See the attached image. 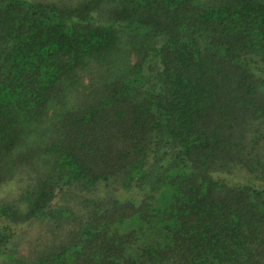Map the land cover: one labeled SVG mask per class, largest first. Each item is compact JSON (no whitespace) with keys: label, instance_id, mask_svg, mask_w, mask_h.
Listing matches in <instances>:
<instances>
[{"label":"trees","instance_id":"16d2710c","mask_svg":"<svg viewBox=\"0 0 264 264\" xmlns=\"http://www.w3.org/2000/svg\"><path fill=\"white\" fill-rule=\"evenodd\" d=\"M0 264H264V0H0Z\"/></svg>","mask_w":264,"mask_h":264}]
</instances>
